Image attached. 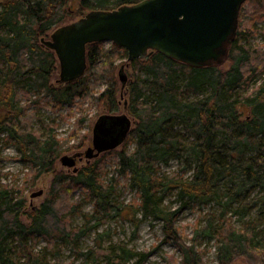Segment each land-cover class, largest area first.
Segmentation results:
<instances>
[{"label": "trees", "instance_id": "trees-1", "mask_svg": "<svg viewBox=\"0 0 264 264\" xmlns=\"http://www.w3.org/2000/svg\"><path fill=\"white\" fill-rule=\"evenodd\" d=\"M70 1L0 0V131L17 141L23 161L37 178L53 169L62 150L52 129L44 140L30 132V104L46 109L66 106L70 111L79 99H96L107 104L110 112L119 110L115 62L120 52L126 57L128 52L114 44L109 50L104 43L89 44L85 75L72 82L52 83L59 62L42 39L66 23ZM110 1L80 0V19L91 11H113L143 0H113L112 8L106 6ZM241 14L242 9L239 18ZM248 35L239 20L228 70L221 66L191 68L158 52L148 60L129 62L134 79L126 87L130 92L127 112L136 126L135 146L117 153L118 172L137 189L144 214L162 220L165 230L176 237L175 223L185 206L215 201L221 207L219 224L209 219L198 234L215 239L220 264L238 258L264 264L259 238L264 229L256 232L255 222L244 228L232 222L236 216L249 217L257 202L249 205L248 201L256 191L264 194V80L245 95L248 81L264 71V49L244 44ZM104 83L106 89L95 98V86ZM172 159H184L185 170L161 174V165ZM98 174L93 165L80 171L73 182L85 186L107 213L118 212L119 207L108 202L114 187L103 184ZM170 194L180 199V209L165 205ZM260 201L264 205V195ZM26 209L23 192L0 180V264H48L46 248L37 251L38 239H44L51 249L58 246L57 238L79 241L90 230L65 226L54 202H46L32 213ZM134 221L139 225L138 219ZM175 239L183 264H204L195 240L187 245ZM55 252L53 264H67L60 258V249ZM82 256L83 264H91L90 254ZM105 256L107 264H144L148 260L147 254L124 248L117 260Z\"/></svg>", "mask_w": 264, "mask_h": 264}, {"label": "rangeland", "instance_id": "rangeland-1", "mask_svg": "<svg viewBox=\"0 0 264 264\" xmlns=\"http://www.w3.org/2000/svg\"><path fill=\"white\" fill-rule=\"evenodd\" d=\"M114 5V1L111 0L106 6L112 8ZM67 9L70 11V15L63 26L75 23L80 19V0H71ZM239 20L241 27L248 30L250 34L244 44L264 49V0L246 2L242 7ZM51 35L52 33L46 39L49 40ZM111 45L112 43L106 42L103 47L109 50ZM119 54L120 57L115 62L119 110L110 112L107 104H101L96 99L94 101L79 99L70 111L66 106L46 109L25 101L24 104H30L27 112L30 132L44 140L49 134V130L52 129L62 152L55 161L53 169L37 178L36 173L30 171L29 165L23 161V154L17 141L10 139L0 131V180L3 185L16 187L23 192L28 213H32L34 209L40 208L46 202H54L60 215L65 219L64 223L67 224H64L65 226L72 230L90 228L79 241H73L71 238H57L58 246L51 249L48 248L44 239H38L37 251L46 248L48 264L55 262L54 256L57 254L55 250L58 249H60L61 260L67 264H83L82 254H90L91 264H107L109 261L105 255H110L112 260H117L118 255L121 254V248L131 250L135 254H147L148 260L144 264H183V253L175 238L181 239L187 245H191L195 240L196 248L202 254L204 264H220L215 239L199 236L209 219H213L216 224L220 222L222 210L215 201L207 204L191 203L185 206L175 223L176 237L165 230L162 220H156L151 215L144 214L137 189L129 182V179L121 176L118 172L117 153L124 149L131 151L134 148L133 139L136 127L134 119L124 111L125 103L129 104L130 92L126 88L127 86L123 88L120 79L122 67L125 68L128 83L134 79V69L132 66H128V57L121 52ZM221 68L228 70L229 62H226ZM261 72L248 81L246 93L244 89H240V92L245 95L251 93L264 80V71ZM59 80L60 67L55 73L52 83L59 85ZM105 89V83L95 86L93 92L95 98L99 97ZM125 113L132 121V127L125 142L116 150L103 153L96 159L88 160L84 157L82 161L78 160L77 172H74V168H68L61 164L60 159L63 156L85 153L92 146L93 129L101 116ZM245 113L247 114V110ZM93 165L97 167L100 181L114 187L108 202L111 207H119L118 212L113 210L107 213L98 204V199L90 194L85 186H79L73 182V178L78 176L80 171ZM185 167L184 159H172L168 164L161 165L160 172L166 175L180 174L185 170ZM190 174L191 171L187 168V175ZM40 191H43L42 196L32 198L34 193ZM257 192L248 201L249 205H252L253 201L257 202L249 217L239 219L236 216L232 218L236 227L244 228L247 223L255 222L256 232L264 229V205L260 201L264 194ZM165 205L173 210L181 208L180 199L175 194H170ZM136 219H138L139 225L135 224L134 220ZM259 238L263 249L264 234ZM231 264L249 263L244 258H238Z\"/></svg>", "mask_w": 264, "mask_h": 264}, {"label": "water", "instance_id": "water-1", "mask_svg": "<svg viewBox=\"0 0 264 264\" xmlns=\"http://www.w3.org/2000/svg\"><path fill=\"white\" fill-rule=\"evenodd\" d=\"M250 0H143L113 11L96 10L58 28L42 44L59 62L60 80L72 82L87 70V46L110 42L128 52V61L148 60L155 52L191 68L220 67L229 58L242 6ZM120 71L123 88L128 76ZM132 121L126 114L101 116L93 129V146L85 153L63 156L74 168L84 157L96 159L127 139ZM43 195L34 193L32 198Z\"/></svg>", "mask_w": 264, "mask_h": 264}, {"label": "flooded vegetation", "instance_id": "flooded-vegetation-1", "mask_svg": "<svg viewBox=\"0 0 264 264\" xmlns=\"http://www.w3.org/2000/svg\"><path fill=\"white\" fill-rule=\"evenodd\" d=\"M127 109H128V103H125V106H124V111L125 112H127ZM126 114V113H125ZM107 115H116V114H107ZM122 115V114H121ZM127 115V114H126ZM103 116H105V115H103ZM99 120V119H98ZM125 142V141H124ZM123 142V143H124ZM92 146H93V141H92ZM92 146H90V147H92ZM84 159V158H83ZM82 159V160H83ZM82 160H79V161H82ZM78 162V161H77Z\"/></svg>", "mask_w": 264, "mask_h": 264}]
</instances>
